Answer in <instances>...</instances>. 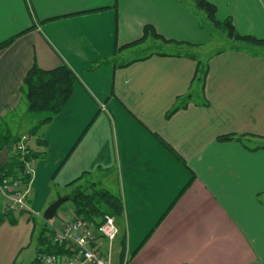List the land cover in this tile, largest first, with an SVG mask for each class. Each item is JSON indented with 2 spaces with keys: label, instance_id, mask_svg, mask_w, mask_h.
I'll use <instances>...</instances> for the list:
<instances>
[{
  "label": "crops",
  "instance_id": "0c3cea01",
  "mask_svg": "<svg viewBox=\"0 0 264 264\" xmlns=\"http://www.w3.org/2000/svg\"><path fill=\"white\" fill-rule=\"evenodd\" d=\"M208 1L238 33L264 39V0ZM192 4L0 0V42L15 36L0 51L1 117L26 103L21 89L35 65L66 64L77 76L63 111L33 133L47 143L33 145L45 158L33 160L31 209L44 173L56 174L58 196L81 176L78 184L108 191L118 183L115 264H264V148L251 149L264 144V53L244 44L219 49L206 59L203 86L196 71L205 59L195 50L211 36ZM148 24L161 37L139 41ZM146 43L179 48L130 56ZM174 106L181 108L167 118ZM224 135L252 145L218 140ZM8 211L0 192V214ZM10 211L0 218V264H20L33 245L30 264H39L36 213Z\"/></svg>",
  "mask_w": 264,
  "mask_h": 264
},
{
  "label": "trees",
  "instance_id": "16d2710c",
  "mask_svg": "<svg viewBox=\"0 0 264 264\" xmlns=\"http://www.w3.org/2000/svg\"><path fill=\"white\" fill-rule=\"evenodd\" d=\"M117 1L118 0H116V2ZM193 2L199 10H203L206 13L208 19L211 21L212 25L215 28L224 32L226 34V37L233 41V44L230 46V48H240L242 44L264 48V39L257 38L252 35H241L235 29L231 19L219 18L215 5L210 1L193 0ZM149 35L161 37L155 32V28L152 25L148 24L145 25L144 35L139 41L146 39V37H148ZM14 39L15 36L4 40L3 42H0V51L11 45ZM169 42L174 43L175 45L178 44L173 41ZM136 43L138 42H132L130 45H134ZM164 54H167V52H165ZM208 72L209 67L207 60L198 59L196 79L201 81L203 86H205ZM76 80L77 76L75 72L66 64H63L51 70H44L35 65L27 73L21 90L28 99V111L30 113L36 114V117L33 119H36V121L33 128L31 129V132L29 133L30 135H34L37 130H39L42 126L49 124L57 115H59L63 111L69 99L71 98ZM180 108L181 107L179 106H174L167 113V118H170L175 112L180 110ZM1 118L2 117L0 116V119ZM20 137L11 139V134L8 131L0 130V153L7 147H11V151L15 149V145ZM218 140H236L240 141L244 145L246 144L244 143L245 140H243L241 136L236 135L219 136ZM46 143V141H42L37 137V146H45ZM257 148H264V144L257 145L255 148L251 149L253 150ZM43 153L45 152H42L32 146L26 153V158L35 160V157ZM62 164L58 167L56 173L62 167ZM22 167L23 164L20 155L14 154L12 156H9L7 164L5 166L0 165L1 177H4L6 175L26 180L28 179V177L24 175ZM55 175L56 174H54L53 177H55ZM82 177L83 176L75 179L67 185V187L72 188L70 190L69 196L70 200H72L74 203L76 214L91 222H94L97 225L101 224L107 215H111L116 217L117 223L120 226V221L123 215L122 199L118 196L113 195L108 190L102 187H98L95 183H90L89 185L78 184ZM187 187L188 185L182 190V192H184ZM12 215L13 212L9 210L6 213L0 214V218H6L10 216L12 217ZM11 222L14 224L16 223L14 219L11 220ZM41 233L42 236L40 237V240L42 241L40 243L42 244V248L38 249V255L44 252L49 254H63L67 252L65 246L58 245L53 243L52 241H49L47 238H45V236H43V232ZM146 239L144 240V242L146 241ZM35 263L40 264L38 257H36Z\"/></svg>",
  "mask_w": 264,
  "mask_h": 264
},
{
  "label": "built area",
  "instance_id": "2783aa9c",
  "mask_svg": "<svg viewBox=\"0 0 264 264\" xmlns=\"http://www.w3.org/2000/svg\"><path fill=\"white\" fill-rule=\"evenodd\" d=\"M35 135L23 134L15 145V154L20 155L23 173L28 179L4 176L0 179V192L7 199L9 210L32 211L29 198L32 191L35 163L26 158L29 148L34 145ZM50 241L65 246L63 254L41 253L40 264H115L113 250L121 228L116 217L107 215L97 225L75 211L58 212L50 222ZM122 264H126L124 261Z\"/></svg>",
  "mask_w": 264,
  "mask_h": 264
},
{
  "label": "rangeland",
  "instance_id": "374dc122",
  "mask_svg": "<svg viewBox=\"0 0 264 264\" xmlns=\"http://www.w3.org/2000/svg\"><path fill=\"white\" fill-rule=\"evenodd\" d=\"M192 8H193V10H195V12H197V14H198L197 16H199L202 19L201 22L205 25L206 31L208 32V30H209V33H210V36H211V42L209 44H207L205 47H202L201 50H199V49L195 50L197 55H199L201 58L206 60L209 57V55H212L213 53H215L219 49L230 47L233 44V41L230 40L228 37H226V34L224 32L220 31L219 29L215 28L212 25L211 21L208 19L206 13L203 10H199L196 7V5H194V4H192ZM248 47L254 48V49L257 48V47H253V46H248ZM178 48L179 47H177L175 45H163V44H160V46L157 47V45L156 46H152L150 43L149 44L146 43L145 45H142V46H140L137 49H133L131 51V55L130 56L137 57V56H140V55H145V54H147V53H149L150 51H153V50L158 51V52L177 53L178 52ZM260 51L264 53V48H262ZM130 56L128 58H130ZM124 61H127V57L126 56L124 57ZM98 108H99V106L96 109H98ZM35 117H36V114L30 113L28 111V99H27L26 103L22 104L20 106V108L17 110V112L9 113V114H7L6 117H2L0 119V130L1 131H8L11 134V139H14L16 137H20V135L22 133H30L31 132V129L34 126L33 119ZM40 130L41 129L37 130L36 133L40 134L41 133ZM245 142L247 143V140H245ZM247 145L249 147H251L250 145H252V143H250V145H249V143H247ZM14 154H15V151L13 149L9 153V156H12ZM40 157L41 158H39V159L36 158V159H38V161H40L41 159L45 158V157H43L41 155H40ZM45 172H47V171L45 170ZM51 179H53L52 174H50V176H48V175H46V173H44V175H43V181H44L43 185L41 186L40 190L38 191L39 192V193H37L38 195L37 196L36 195L33 196V204H32V209H33L34 213H36V214H34L36 216L35 217L36 218V221H35V225H36L35 234L38 236V235H40V232L42 231L43 232V236H45V238H47L48 240L50 238V234H51V231H52L51 230L52 228H51V225H50V222L52 220L45 219L44 218V212H45V210L48 208V206L52 202H54L56 199H58L59 196L69 195L70 189H72L70 187H67L64 191H62V195L58 196V192L56 190L57 188L52 185ZM33 180H34L35 184H33L34 182L32 183V187H33L32 191H34V189L36 187L38 188V178L36 180V171L34 173ZM86 185H89V184L86 183ZM117 186H118V183H115L114 186L110 187L109 190H111V191H109V192L112 193L113 195L119 197L120 194H119V189L117 190ZM34 203H35V205H34ZM70 208H73V210H74L73 201L72 200L65 201L59 207L58 215L60 213H68L69 212L68 210ZM37 238L38 237L35 238V242L38 241ZM35 256H36V248L33 245L28 251H26L24 253V255H22V257L20 259L21 261H19V262H20V264H30L31 260L33 258H35ZM27 258H28V260H26Z\"/></svg>",
  "mask_w": 264,
  "mask_h": 264
},
{
  "label": "water",
  "instance_id": "95a60500",
  "mask_svg": "<svg viewBox=\"0 0 264 264\" xmlns=\"http://www.w3.org/2000/svg\"><path fill=\"white\" fill-rule=\"evenodd\" d=\"M10 151H11V147H7L0 153V165L1 166H5L7 164ZM0 179H1V173H0ZM67 200H70L69 195L59 196L58 199L52 202L48 206V208L45 210L44 218L47 220H52L56 216L59 207Z\"/></svg>",
  "mask_w": 264,
  "mask_h": 264
}]
</instances>
